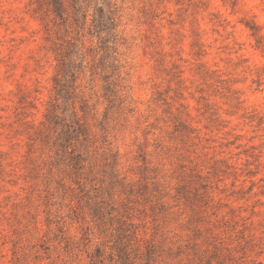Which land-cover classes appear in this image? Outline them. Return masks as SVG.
<instances>
[{"label": "rangeland", "instance_id": "rangeland-1", "mask_svg": "<svg viewBox=\"0 0 264 264\" xmlns=\"http://www.w3.org/2000/svg\"><path fill=\"white\" fill-rule=\"evenodd\" d=\"M102 3L0 0V264H264V0Z\"/></svg>", "mask_w": 264, "mask_h": 264}, {"label": "trees", "instance_id": "trees-1", "mask_svg": "<svg viewBox=\"0 0 264 264\" xmlns=\"http://www.w3.org/2000/svg\"><path fill=\"white\" fill-rule=\"evenodd\" d=\"M85 1V0H84ZM110 1V2H108ZM45 2L51 7V11L52 13L60 19H64V15L67 11V6L66 3L68 2V0H45ZM102 4L98 7L99 12H103L104 11V5L107 6V8L109 9V13L111 15V17L109 18V20L111 21V24L113 25V29H115L117 27L116 25V15H117V11L115 10V7L113 4H111V0H102ZM99 5V3H98Z\"/></svg>", "mask_w": 264, "mask_h": 264}]
</instances>
